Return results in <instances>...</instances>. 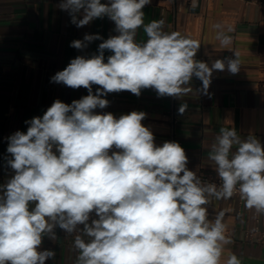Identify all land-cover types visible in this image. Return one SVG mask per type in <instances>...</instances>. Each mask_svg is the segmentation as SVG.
Returning a JSON list of instances; mask_svg holds the SVG:
<instances>
[{
    "label": "clouds",
    "instance_id": "9594fccd",
    "mask_svg": "<svg viewBox=\"0 0 264 264\" xmlns=\"http://www.w3.org/2000/svg\"><path fill=\"white\" fill-rule=\"evenodd\" d=\"M151 0H61L76 27L107 17L112 35L85 34L70 47L83 50L102 40L96 54L77 56L51 82L88 95L71 104L55 100L41 116L25 121L27 131L7 138V166L14 175L0 185V264H45L53 250H40L44 237L55 240L58 227L74 235L75 264H221L226 236L224 213L209 219L213 199L239 194L245 207L264 215V144L222 127L207 159L220 181H202L187 167L185 149L174 141L158 146L143 111L116 118L95 109L109 105L110 93L137 97L154 89L158 97L181 98L202 91L214 71L236 74L238 55L210 65L196 59L201 44L179 31L165 30V20L145 23ZM197 0H192V7ZM227 48L232 37L213 26ZM147 36L136 37L139 29ZM229 32L231 29L228 30ZM105 50L112 54L107 56ZM93 85L99 86L93 94ZM187 104H181L183 114ZM93 214L95 218H93ZM82 226V227H81ZM225 264H242L231 254Z\"/></svg>",
    "mask_w": 264,
    "mask_h": 264
},
{
    "label": "crops",
    "instance_id": "0c3cea01",
    "mask_svg": "<svg viewBox=\"0 0 264 264\" xmlns=\"http://www.w3.org/2000/svg\"><path fill=\"white\" fill-rule=\"evenodd\" d=\"M60 2L0 0V185L14 175L6 163L11 158L6 151L7 138L18 130L26 132L25 121L42 117L55 100L71 104L88 95L83 87L72 89L51 82V77L71 59L96 54L102 40L83 50L70 47V43L82 40L85 34H99L103 39L117 34L114 22L107 17L76 27L68 12L58 7ZM143 11L146 24L163 18L166 31H179L198 41L201 46L196 59L209 65L217 59L235 58L236 53L240 71H214L207 94L202 91V82L193 77L189 85L193 91L181 98L158 97L154 89H143L139 97L121 91L102 97L109 105L94 111L112 113L116 118L132 111L145 112L142 124L153 132L158 146L165 141L178 142L185 149L189 170L197 175H217L207 155L220 128L234 127L242 138L255 135L264 144V9L245 0H198L195 8L174 13L165 0H151ZM216 24L232 37L227 48L216 38ZM136 39L147 40L142 28ZM111 54L105 50V62ZM98 87L93 85V94ZM184 103L187 109L181 115L178 109ZM207 207L209 219L224 213L226 236L231 240L225 245L221 264L233 253L242 264H264V245L248 236L255 226V210L240 205L236 197L213 199ZM258 217L261 227L263 215ZM54 231L57 238L46 236L40 246V250L56 254L45 264H75L74 238L58 227Z\"/></svg>",
    "mask_w": 264,
    "mask_h": 264
},
{
    "label": "built area",
    "instance_id": "2783aa9c",
    "mask_svg": "<svg viewBox=\"0 0 264 264\" xmlns=\"http://www.w3.org/2000/svg\"><path fill=\"white\" fill-rule=\"evenodd\" d=\"M165 1L169 4L171 10L174 13H177L184 8L192 7V0H165ZM245 1L247 3H253L259 6L260 8L264 9V0H245ZM198 176L202 181L216 182L217 184L220 183L217 175L212 174V173L201 172L198 174ZM233 197H236L238 199L240 205L245 206V202L244 200L240 198L239 194H234ZM93 218H95L94 214H93ZM62 232L63 234L74 238V235H69L64 230H62ZM248 236L254 241L264 245V215H263L262 226L260 227L259 217H258V214L255 212V226L248 231Z\"/></svg>",
    "mask_w": 264,
    "mask_h": 264
}]
</instances>
